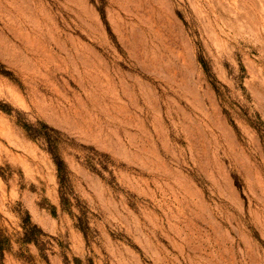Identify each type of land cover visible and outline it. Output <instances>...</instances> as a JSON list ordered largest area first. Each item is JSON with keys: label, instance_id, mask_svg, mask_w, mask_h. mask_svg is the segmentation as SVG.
<instances>
[{"label": "rangeland", "instance_id": "374dc122", "mask_svg": "<svg viewBox=\"0 0 264 264\" xmlns=\"http://www.w3.org/2000/svg\"><path fill=\"white\" fill-rule=\"evenodd\" d=\"M0 264H264V0H0Z\"/></svg>", "mask_w": 264, "mask_h": 264}, {"label": "trees", "instance_id": "16d2710c", "mask_svg": "<svg viewBox=\"0 0 264 264\" xmlns=\"http://www.w3.org/2000/svg\"><path fill=\"white\" fill-rule=\"evenodd\" d=\"M60 163L59 164H56V167H57V170L60 171Z\"/></svg>", "mask_w": 264, "mask_h": 264}]
</instances>
